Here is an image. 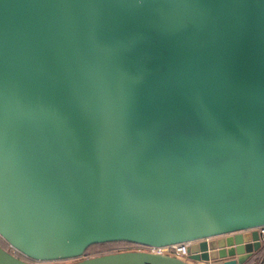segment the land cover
<instances>
[{"label":"water","instance_id":"water-1","mask_svg":"<svg viewBox=\"0 0 264 264\" xmlns=\"http://www.w3.org/2000/svg\"><path fill=\"white\" fill-rule=\"evenodd\" d=\"M261 227L264 0H0V264H246ZM120 241L193 244L85 257Z\"/></svg>","mask_w":264,"mask_h":264},{"label":"trees","instance_id":"trees-1","mask_svg":"<svg viewBox=\"0 0 264 264\" xmlns=\"http://www.w3.org/2000/svg\"><path fill=\"white\" fill-rule=\"evenodd\" d=\"M0 245L2 247H4L5 249L13 252L14 250L9 246L8 243H6L2 238H0ZM130 245V246H138L135 243H130V242H125V241H120V242H110V243H103V244H96L91 246L85 254V257H93V256H98V255H104V254H110V253H116V252H121V251H125L126 246ZM112 248L113 250L108 251L107 249L100 252V253H91V250H93V248ZM17 254V253H16ZM18 255V254H17ZM20 258H23L25 260H27L25 257L18 255ZM264 258V250L257 253L252 259H250L246 264H252L255 261H257L258 263L261 262V260Z\"/></svg>","mask_w":264,"mask_h":264},{"label":"built area","instance_id":"built-area-1","mask_svg":"<svg viewBox=\"0 0 264 264\" xmlns=\"http://www.w3.org/2000/svg\"><path fill=\"white\" fill-rule=\"evenodd\" d=\"M260 232L264 234V227L260 228ZM202 241V240H199ZM198 242V241H196ZM193 244V242H188L184 244H179V245H174L171 247H163V248H158V247H145L150 249L151 252H156V253H164L165 250L173 249L175 251V256L184 258L186 259L188 257V247ZM264 264V263H263Z\"/></svg>","mask_w":264,"mask_h":264},{"label":"rangeland","instance_id":"rangeland-1","mask_svg":"<svg viewBox=\"0 0 264 264\" xmlns=\"http://www.w3.org/2000/svg\"><path fill=\"white\" fill-rule=\"evenodd\" d=\"M1 238V237H0ZM4 240V239H3ZM5 241V240H4ZM6 242V241H5ZM7 243V242H6ZM108 250V251H110V250H113L112 248H97V247H95V248H93V250H91V253H100V252H102V251H104V250ZM126 249L127 250H125V251H137V250H139V251H150V249H148V248H145V247H143V246H140V245H138V246H130V245H127L126 246ZM165 254H169V255H172V256H175V251L172 249H169V250H165V252H164ZM69 262H71V261H68V262H66V263H69ZM52 264H55V263H52ZM58 264H64V263H58ZM198 264H202V263H198Z\"/></svg>","mask_w":264,"mask_h":264},{"label":"crops","instance_id":"crops-1","mask_svg":"<svg viewBox=\"0 0 264 264\" xmlns=\"http://www.w3.org/2000/svg\"><path fill=\"white\" fill-rule=\"evenodd\" d=\"M202 264H222V262H210V263H207V262H202Z\"/></svg>","mask_w":264,"mask_h":264}]
</instances>
